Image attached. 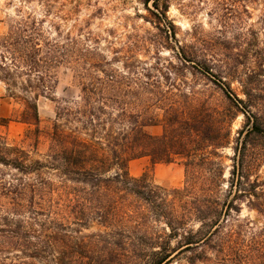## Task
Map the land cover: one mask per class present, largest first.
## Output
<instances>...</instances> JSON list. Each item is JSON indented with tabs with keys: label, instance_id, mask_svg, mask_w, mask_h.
<instances>
[{
	"label": "trees",
	"instance_id": "1",
	"mask_svg": "<svg viewBox=\"0 0 264 264\" xmlns=\"http://www.w3.org/2000/svg\"><path fill=\"white\" fill-rule=\"evenodd\" d=\"M42 48L51 52L47 45L23 46L0 36V83L8 98L23 105L21 123L34 127L25 135L28 149L0 137V264H264L259 95L243 89L244 100L232 95L235 103L226 95L229 109L243 116L227 178L217 159L224 146L218 139L189 132L173 149L142 132L150 125L106 130L104 110L89 105L57 107L49 151L40 157L37 102L50 98L69 58L37 55ZM132 116L121 108L119 121ZM61 119L67 131L57 123ZM143 156L163 163L181 159L182 187L165 189L132 177L128 162ZM242 209L257 223L241 219ZM92 226L98 230L83 233Z\"/></svg>",
	"mask_w": 264,
	"mask_h": 264
},
{
	"label": "rangeland",
	"instance_id": "2",
	"mask_svg": "<svg viewBox=\"0 0 264 264\" xmlns=\"http://www.w3.org/2000/svg\"><path fill=\"white\" fill-rule=\"evenodd\" d=\"M142 1L0 0V36L23 46L51 47L36 53L40 56L69 57L50 98L37 102L36 153L44 157L49 151L57 107L89 105L104 110L106 130L112 126L123 133L150 125L142 132L173 149L189 132L218 139L224 146L217 159L227 178L243 116L229 109L226 95L232 102V95L244 100L242 90L251 89L262 98L255 105L264 109V1L150 0L147 6ZM124 107L133 114L128 122L119 121ZM22 111L0 83V120L8 121L0 125V137L28 149L25 135L34 127L21 123ZM57 123L64 131L70 128L63 119ZM182 164L178 158L163 163L143 156L128 162V171L165 189L181 188ZM259 175L264 178V163ZM240 218L257 223L245 209ZM97 230L92 226L83 233Z\"/></svg>",
	"mask_w": 264,
	"mask_h": 264
}]
</instances>
